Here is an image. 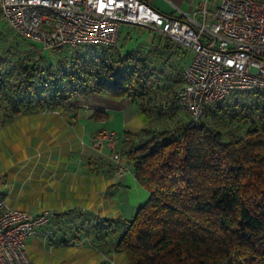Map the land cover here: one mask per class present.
<instances>
[{
  "label": "trees",
  "instance_id": "1",
  "mask_svg": "<svg viewBox=\"0 0 264 264\" xmlns=\"http://www.w3.org/2000/svg\"><path fill=\"white\" fill-rule=\"evenodd\" d=\"M9 49L0 55V100L13 113L42 110L52 94L60 104L70 95L56 85L66 78L79 85L91 75L83 67L91 59L78 49L48 63L40 51ZM152 52L108 50L112 62L96 73L93 92L128 98L147 116L144 127L123 131L118 152L149 196L122 221L113 249L127 264H264V91L232 93L252 98L248 104L205 105L194 124L176 99L180 70L165 75L173 64ZM69 61L71 70H61ZM236 108L255 109L260 120L242 134L225 128Z\"/></svg>",
  "mask_w": 264,
  "mask_h": 264
},
{
  "label": "crops",
  "instance_id": "2",
  "mask_svg": "<svg viewBox=\"0 0 264 264\" xmlns=\"http://www.w3.org/2000/svg\"><path fill=\"white\" fill-rule=\"evenodd\" d=\"M143 1L173 18L206 24L214 19V0ZM140 27L147 40L138 50L153 49V57H168L167 63L174 67H166L164 74L180 70L181 75L191 58L189 50L177 44L167 46L168 38L157 28ZM119 34L125 38L128 31L121 25ZM117 49L124 53L122 47ZM131 105L128 98L115 100L93 92L66 97L55 105L58 113L37 109L13 113L0 100V195H6L10 207L32 213L53 211L49 222L25 241L27 254L35 262L127 264L113 243L122 221L147 200L149 192L137 182L131 166L116 175L111 150L105 145L95 147L89 139L102 127L118 131L113 112Z\"/></svg>",
  "mask_w": 264,
  "mask_h": 264
},
{
  "label": "built area",
  "instance_id": "3",
  "mask_svg": "<svg viewBox=\"0 0 264 264\" xmlns=\"http://www.w3.org/2000/svg\"><path fill=\"white\" fill-rule=\"evenodd\" d=\"M214 2V19L209 24L164 15L143 0H0V13L19 37L36 41L46 50L72 53L78 49L91 59L83 64L91 73L84 83L71 85L66 78L56 85L70 96L94 91L100 79L96 73L112 62L108 50L116 46L122 24L157 28L192 52L182 69L176 99L197 124L205 105L236 91H264V0ZM73 64L69 61L61 70L70 71ZM51 80L48 76L46 81ZM52 95L45 98L42 110L58 113L55 103L61 98L54 96V103ZM117 140V131L105 128L90 137L95 147L105 145L111 150L113 171L121 175L128 165L119 157ZM52 214L51 209L32 213L10 207L6 195H0V264H39L28 256L25 241Z\"/></svg>",
  "mask_w": 264,
  "mask_h": 264
},
{
  "label": "rangeland",
  "instance_id": "4",
  "mask_svg": "<svg viewBox=\"0 0 264 264\" xmlns=\"http://www.w3.org/2000/svg\"><path fill=\"white\" fill-rule=\"evenodd\" d=\"M122 27L124 28V30L128 31V35L125 38H121V39L118 37V41H117L116 46L114 48H112L113 50H116L117 47H122V49H123L122 52H125L126 50H130V49L138 50V46L141 47L143 45V42L145 43L144 40L145 39L147 40V38H146L147 36H145L146 32L143 31V27H140V26H132L131 27V25H128V24H122ZM146 28H148V27H146ZM149 28H151V27H149ZM151 29H153V28H151ZM0 32H1V40H2V43L0 46V53L2 55L6 52L5 50L7 48H12V50L9 49V50H11V53L14 52L15 50L20 51V53L26 52L28 50L31 52L37 50V51H40L41 55L43 56V59L41 61L43 63H46V62L48 63L49 60H57L62 55L68 53L67 51H64L60 48L46 50V49H43L41 47L40 43H38L36 41H29V40L23 39L22 37H19L17 34H15L12 31V29L3 20L0 21ZM125 32L126 31H124V33ZM18 41H21V43L19 44V46H15L14 43L18 42ZM187 54H188V59H189L190 56L192 55V53L189 50L187 52ZM10 56L12 58V56H14V55L12 54ZM237 95L239 96V94H237ZM238 96H235V94L229 95L228 97H226L224 99L223 104L226 107H228L229 105H231V102L233 103L234 100L239 101L241 103L245 102L247 104L253 102L252 98L246 97V94H242L239 97ZM115 103H118V102H115ZM216 104L217 103L212 104L211 107H213ZM238 107H240V106H238ZM236 109H237L236 112H238L237 116H235V118L233 119V122H229L228 126L225 128L228 129L230 127L231 129H235L237 133L242 134L244 132V130L247 128V126L253 125L251 122V119H253L255 121L260 120V114H257L258 111L255 109L251 110V108H246V109L241 108L239 111H238V108H236ZM242 113L244 116L245 115H250V116L244 117V119H243L241 117ZM113 114H114L113 123H115V126L117 125L118 131L117 130L116 131L120 134V136H122L124 130L137 131L147 124L146 114L137 110L136 106H134V105H131L130 108H128L127 110L126 109L125 110H119V112L114 111ZM225 115L226 116L224 118H229V116H230V114H228V113ZM108 119H109V117H108ZM221 122H222V120H221ZM98 125H101L100 121L98 122ZM103 128L106 129V127H102L101 129H103ZM97 132H96V134H97ZM96 134H94V135H96ZM117 142L119 144L118 140H117ZM118 144H117V147H118Z\"/></svg>",
  "mask_w": 264,
  "mask_h": 264
}]
</instances>
